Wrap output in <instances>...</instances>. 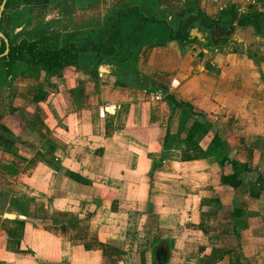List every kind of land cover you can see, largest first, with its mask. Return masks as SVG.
Listing matches in <instances>:
<instances>
[{
  "label": "crops",
  "instance_id": "1",
  "mask_svg": "<svg viewBox=\"0 0 264 264\" xmlns=\"http://www.w3.org/2000/svg\"><path fill=\"white\" fill-rule=\"evenodd\" d=\"M126 1L11 0L1 29L14 35L21 23L14 13L30 16L20 20L29 24L19 35L40 21L56 22L63 2L72 25L100 21ZM150 1L174 27L167 11L176 3L143 0L145 13ZM176 1L183 12L205 15L207 3L215 13L221 9L210 0ZM160 12L151 14L163 18ZM67 68L62 76L16 72L10 103L0 105V139L10 132L3 130L7 116L26 130L9 146L0 140V264H264V212L245 203L264 196V190L250 194L256 178L264 179L263 135L235 137L218 127L212 133L204 121L188 139L195 117L185 126L178 119L183 106L167 114L161 93L124 86L100 69ZM178 75L169 90L183 87ZM176 91L169 94L182 102ZM215 133L221 149L212 143ZM45 139L54 152L39 144ZM222 153L248 167L236 188L217 179L231 172L218 165ZM197 163L205 172H197Z\"/></svg>",
  "mask_w": 264,
  "mask_h": 264
},
{
  "label": "rangeland",
  "instance_id": "2",
  "mask_svg": "<svg viewBox=\"0 0 264 264\" xmlns=\"http://www.w3.org/2000/svg\"><path fill=\"white\" fill-rule=\"evenodd\" d=\"M171 1H174L177 6H175V10L167 12L171 15L170 23L175 26L179 17L178 13L185 6L182 7L180 1ZM218 1V6L221 7L219 13H215L216 8H212V5L208 3L204 4L203 7L206 6L204 8V10L206 9V17L212 18L218 14L221 26L215 24L212 28H206L199 21H196L191 29L192 41L178 42L167 38L168 26L159 23L157 26H149V41L152 43L139 45L133 56L120 67L112 66L109 63H99L96 66L89 65L85 56H81L78 62L73 65L79 67L78 70L80 69L81 72L93 70L94 73L102 66L103 69L100 70V74L108 75L107 73H110L116 77L113 78L117 83L124 86L131 83V86H135L137 90L147 92L170 93L176 91L180 84L175 86L173 90H169L172 88L171 79L174 74H183L184 76L178 75L177 79L182 78L184 85L174 92L179 95L178 98H182L181 103H183V109L178 114L180 123L184 122L185 125L187 122L189 124L190 117L193 116L188 107L191 106L194 107L193 110L196 113L194 117L205 121L211 127L212 133L218 127L217 129H224L227 135L230 133L235 137L243 136L242 134L245 133H260L264 136V22H257L252 26L243 28L236 26L229 32L224 28L234 23L238 16L244 12L264 11V0ZM153 2L150 1L149 6H147L148 13L161 11L159 15L163 17L165 13L159 9L158 6L160 5L153 6ZM212 2L210 0V4ZM135 3L140 6L142 12H145L142 6L143 0ZM61 10V17L56 22L45 23L40 21L43 23L44 32L49 36L57 35L58 42L65 41L69 35L75 34L76 31L80 33L78 35L80 37L86 35L83 29L94 27L97 23H101L103 18L100 21L90 20L75 26L72 25L69 20L70 17L67 16L68 10L63 7ZM196 12H201V10L194 8L183 13ZM23 34L11 35L12 41L16 37L23 36ZM58 42L55 38L49 39L46 44L53 46ZM73 65L64 67V71L67 72V67ZM109 70L110 72H108ZM66 72L59 73V75H66ZM18 74L15 73L13 77L5 80L0 72V105L4 106L10 103L11 96L8 92L16 90ZM190 79L193 80L190 81ZM187 81L189 83L186 85ZM228 86L233 88V91H226ZM162 97L166 100L167 107H165L168 114L172 104L167 97L164 95ZM4 123L6 125L3 126L5 128L3 130L10 131L2 135L4 140L0 139L5 145L9 146L12 141L11 138L16 134L26 135V130L20 126L19 120L15 117L7 116ZM177 130L181 132L184 129L181 126ZM14 147L16 148V144ZM225 152L229 151L225 149ZM263 155L264 151L262 152ZM196 165L195 169H198V173L205 172L200 163ZM261 166H264V161H262ZM202 181L203 178L199 182ZM263 199L264 196L260 200L250 201L247 197L245 203L248 209L261 207L259 210L264 212ZM258 242L256 245L259 244ZM245 253H247L246 249Z\"/></svg>",
  "mask_w": 264,
  "mask_h": 264
},
{
  "label": "trees",
  "instance_id": "3",
  "mask_svg": "<svg viewBox=\"0 0 264 264\" xmlns=\"http://www.w3.org/2000/svg\"><path fill=\"white\" fill-rule=\"evenodd\" d=\"M11 0H6L4 8L7 7ZM62 7L65 10V3ZM182 12V13H181ZM177 18L176 25L171 27L167 24L165 17L158 18L155 14H147L141 11V8L134 0H128L123 4H118L111 8L103 18L101 23H97L94 27H85L83 30L86 35L80 37L78 31L71 34L63 42H58V36H49L43 29V23L38 22L29 30L25 31L16 41H12L11 36L3 32L4 37L8 40V52L4 54L6 42L0 38V72L2 78L7 80L13 77L16 72L36 76L40 71H44L46 77L59 74L64 67L78 62L81 56H85L89 65L96 66L99 63H109L112 66L120 67L126 63L135 53L139 45L152 43L149 41V26L162 23L168 26L167 38L178 42L192 41L190 30L196 21H199L204 27L212 28L215 24H220V17H206L201 12L185 14L181 11ZM18 15L30 19L29 14L14 13V17ZM16 18V17H15ZM14 18V19H15ZM0 18V30L1 29ZM15 19V23L21 21ZM257 22H264V11H249L240 14L237 20L227 27V32L234 27L252 26ZM46 23V22H45ZM98 25V26H97ZM97 33V35H95ZM57 39V44L49 46L46 43L49 39ZM155 44V43H154ZM109 58V59H107ZM107 59V60H106ZM92 72V70H91ZM128 83V82H127ZM131 84V83H129ZM161 93L160 91H156ZM171 102L173 109L182 107L183 103L178 102L169 93H161ZM189 111L193 117L195 112L191 106ZM201 120L194 118L192 125L187 132V138L192 139L198 129L202 126ZM212 143L217 148H222V142L218 133L212 138ZM39 144L50 152L56 150V145L49 139L39 141ZM218 165L222 168L227 165L231 168V172L224 173L221 171L218 181L222 185L236 188L240 185V173L247 171L246 164H242L234 158L223 153L220 155ZM264 190V179L258 176L250 185V194L258 196L259 192ZM240 210L234 209V216L240 215Z\"/></svg>",
  "mask_w": 264,
  "mask_h": 264
},
{
  "label": "water",
  "instance_id": "4",
  "mask_svg": "<svg viewBox=\"0 0 264 264\" xmlns=\"http://www.w3.org/2000/svg\"><path fill=\"white\" fill-rule=\"evenodd\" d=\"M5 2H6V0H2L1 4H0V18L2 16V11L4 9ZM28 24H29V22L26 19L21 21V23L15 27V29L13 31V34L16 35L17 33L21 32ZM0 37L3 38L5 40V42H6V49L4 51V54H6L8 52V49H9L8 48V40H7L6 37H4V35L1 33V31H0ZM99 69L102 70L103 67L100 66Z\"/></svg>",
  "mask_w": 264,
  "mask_h": 264
},
{
  "label": "built area",
  "instance_id": "5",
  "mask_svg": "<svg viewBox=\"0 0 264 264\" xmlns=\"http://www.w3.org/2000/svg\"><path fill=\"white\" fill-rule=\"evenodd\" d=\"M211 1H213V2H218V3H219V1H218V0H211ZM235 1H237V0H235Z\"/></svg>",
  "mask_w": 264,
  "mask_h": 264
},
{
  "label": "flooded vegetation",
  "instance_id": "6",
  "mask_svg": "<svg viewBox=\"0 0 264 264\" xmlns=\"http://www.w3.org/2000/svg\"><path fill=\"white\" fill-rule=\"evenodd\" d=\"M5 9V8H4ZM4 9H3V11H4ZM3 11H2V13H3ZM2 17V16H1ZM1 31V33L3 34V32H2V30H0ZM1 38V37H0Z\"/></svg>",
  "mask_w": 264,
  "mask_h": 264
}]
</instances>
